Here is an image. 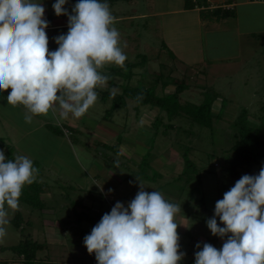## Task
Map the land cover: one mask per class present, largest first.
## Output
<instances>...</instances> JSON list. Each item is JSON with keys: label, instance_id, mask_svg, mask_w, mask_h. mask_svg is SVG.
I'll list each match as a JSON object with an SVG mask.
<instances>
[{"label": "rangeland", "instance_id": "374dc122", "mask_svg": "<svg viewBox=\"0 0 264 264\" xmlns=\"http://www.w3.org/2000/svg\"><path fill=\"white\" fill-rule=\"evenodd\" d=\"M185 1L120 0L109 5L112 13L152 14L155 9L165 12L176 9ZM55 2L41 0L45 17L51 13L53 19H67V16L55 15L52 8ZM76 2L68 0L65 7L69 12ZM249 8L236 24L232 19H228V24L219 25L209 21L199 30L192 22L191 12L118 20L115 27L127 44L125 65L136 62L131 70L140 73L129 80L126 79L129 67H106L104 71L113 79L107 88L97 89L98 100L81 117L75 133L70 134L64 129L67 137L58 136L41 124L47 118H50L49 123H55L58 114L49 112L35 116L28 124L24 121V107L6 105L7 108L4 104H7L8 93L0 95V137L12 145L13 135L1 116L24 134L13 144L16 147L14 153L30 157L39 169L37 180L42 184L44 202L42 208L35 209L20 201L19 211L25 221L23 229H17L12 222L16 211L10 213L8 235L0 244V264L4 261L20 263L21 257L16 256L12 247L26 237L46 243L37 252L41 264H47V261L50 264L97 263L95 254L89 255L83 243L94 226L84 214L103 215L110 212L112 203L124 199L127 201L123 204L127 207L139 191V182L146 191H160L165 199L181 205L175 222L180 251L186 253L185 259L191 254L190 238L199 236L202 240L208 239V243L216 242L219 237L211 234L206 221L214 216L216 201L240 179L228 171V159L232 156L228 149L234 139L233 121L243 108L248 111L250 123L258 125L264 120V5L255 4ZM67 30V27L46 30L49 42L55 44L54 38L66 34ZM163 43H168V47ZM173 78L185 79L186 88L179 97L184 103L200 102L210 88L218 93L212 108L217 113L223 104L224 109L221 116L214 118L211 128L196 123L190 126V119L185 116L169 119L165 111L152 105L139 108L147 112V117L136 116L132 100L125 98L118 106L113 101L114 96L122 94L124 84L128 82L129 85L154 86L158 95L168 94L175 87L171 82ZM162 80L168 84L163 86ZM112 88L117 89L115 95ZM155 115L161 116L163 123L173 122L176 127L167 129L169 134L164 135L161 131L165 125L161 124L156 134L150 125ZM38 124L40 126L35 128ZM103 141L115 145L117 151L105 147ZM186 146H190L188 156L197 168L189 182L185 177L176 178L184 167L181 153ZM147 152H151L150 166L140 164ZM116 161H119L118 167ZM262 166L264 164H255L249 170H241V174L257 175ZM91 169L98 171V177L107 174L115 178L116 185L111 188V193L98 192L100 187L98 189L94 184ZM198 175L201 181L196 177ZM98 182L106 188V182ZM87 198H94L99 208L94 210L92 204L86 205ZM217 222L220 224L218 218Z\"/></svg>", "mask_w": 264, "mask_h": 264}, {"label": "clouds", "instance_id": "9594fccd", "mask_svg": "<svg viewBox=\"0 0 264 264\" xmlns=\"http://www.w3.org/2000/svg\"><path fill=\"white\" fill-rule=\"evenodd\" d=\"M67 3L56 0L52 5L57 17L67 16L68 30L54 38L58 47L51 51L41 0H0V92L8 93V105L24 107L25 123L49 112H58L61 120L83 117L96 104L97 89L107 88L113 79L106 67L123 68L128 59L127 44L106 0H77L71 12ZM116 91L111 89L113 95ZM38 175L30 157L17 154L8 159L0 150V244L8 235L10 213L20 208L24 187ZM145 189L139 182V191L127 207L116 202L84 237V246L89 255L95 254L97 264L187 260L180 251L175 222L181 205L165 199L160 191ZM206 225L223 244L217 249L197 243L194 264H264V166L257 175H242L216 201L214 216Z\"/></svg>", "mask_w": 264, "mask_h": 264}, {"label": "trees", "instance_id": "16d2710c", "mask_svg": "<svg viewBox=\"0 0 264 264\" xmlns=\"http://www.w3.org/2000/svg\"><path fill=\"white\" fill-rule=\"evenodd\" d=\"M117 0H106L107 3L112 4ZM200 15L203 19H212L219 18V16L233 15V11L230 9H223L220 13L211 12L209 10L202 9L200 11ZM49 21V26H51V15H47L45 17ZM56 43L52 44L49 42V49L51 51L56 50ZM129 67V73L126 79H131L134 72L131 70L136 66V62H130L125 65ZM162 85L165 86L168 84L167 81H161ZM175 84L174 90L170 91L168 94L158 95L155 92V88L153 87H145L143 85H129L128 83L124 84V88L122 90V94L116 95L113 97L114 103L118 106L120 105V101L124 102L125 98H128L134 102V109H136V113L139 114L141 111L139 108L145 107L148 105L158 106L161 111H165L168 118H172L175 116H185L190 119V126L194 123L211 128L213 126V121L215 117L221 116L224 105L222 104L219 112H214L212 106L215 99L218 98V93L213 92V90L208 89L204 92L203 98L200 102H191L186 101L185 103L179 100L180 93L186 88V82L184 78H173L171 81ZM158 83V80L156 84ZM212 91V92H211ZM264 120L261 121L260 124L255 125L250 123L248 120V111L246 108L241 109V111L237 114L233 121L234 132H233V141L231 146L229 147V151H232V156L228 159V171L229 174L233 177L240 178L242 176L241 170H249L255 164L262 165L264 164ZM165 125V129H162L161 133L164 135H168L167 129L175 128V124L173 122L163 123L161 116L155 115L152 119L150 125L153 128L154 132L157 134L160 125ZM49 129H52L53 132L60 135L65 133L64 129H67V132L70 134H74L76 128L71 127L65 123L62 125H56L54 123L47 122L46 124ZM180 127L177 125V128ZM105 147H112L115 151H117V147L115 145H109L103 143ZM4 148V153L6 158L13 159L15 156V148L14 145L5 143L3 138L0 137V150ZM190 146H186V148L181 153L183 157L184 167L182 171L177 175L176 178H186V182H189L193 176V172H197V168L195 166V162L191 157L188 156V150ZM151 152H147L141 158L140 164L146 163L150 166L151 161ZM146 176V174H144ZM199 181L200 176H196ZM47 184V183H46ZM41 181L36 180L33 184L25 186L22 195L20 197V201L29 204L32 208L40 209L43 207L44 202L41 198V192L43 191L41 186ZM113 205H115L113 203ZM103 215H89L84 214V217L88 218L89 221L92 222L93 225L97 224ZM12 222L17 229H23L24 226V218L21 212L18 210L15 212L14 217L12 218ZM29 222V221H28ZM27 222V223H28ZM204 242H200L201 246ZM45 242H40L38 240H34L31 237H26L24 240L20 241V243L16 246L12 247L13 252H15L16 256L21 257V261L19 264H41L38 262L37 252L42 250L45 247ZM198 249H195L192 253V256L189 260H182L180 264H194V253ZM14 255V254H13ZM1 264H16L9 261H4ZM47 264H50L47 261Z\"/></svg>", "mask_w": 264, "mask_h": 264}, {"label": "crops", "instance_id": "0c3cea01", "mask_svg": "<svg viewBox=\"0 0 264 264\" xmlns=\"http://www.w3.org/2000/svg\"><path fill=\"white\" fill-rule=\"evenodd\" d=\"M118 1H120V0L114 1L111 5H114ZM125 1H131V0H125ZM187 1L183 2L182 3L183 5L181 7H178L176 9L168 10L167 12H173V13L174 12H178V11L179 12L180 11L181 12H191L193 14L192 22L197 24V26H198L197 29L202 27V26L208 25L206 23H208L209 21H210V23L212 25H219L220 23H225V22L228 24V22H227L228 19H232V21L235 20V24H236V23H238L239 18L242 16V14L247 12V10L250 9L249 8L250 6H253L255 4H263L264 5V0H227V1H225V0H221V1H217V0H199V1L198 0H187ZM224 8L232 10L233 11V15L219 16V18H216V19L212 18V19H209V20L208 19H203L201 17V15H200V11L202 9L209 10L212 13L213 12L220 13ZM252 8H254V7H252ZM153 12L154 13H152V14L149 13V12H142V13H139V14H132V13L131 14H128V13L127 14H124V13L119 14L118 12L115 11L113 13V15L116 17V19L118 21V20L131 19V18H135V17L144 18V17H150L151 15L157 16V15H160V14H163V13H167L164 10H158V9H155V11L153 10ZM49 15H51V13H49ZM67 24H68V18L67 19H63V20H56V19L51 18V26H49L46 30L62 29V28L67 27ZM203 24H205V25H203ZM252 34L256 35L257 32H256V34H255V32H252ZM167 44L168 43H166V44L163 43V45H166V47H168ZM138 73H140V72L139 71H134L133 75L138 74ZM0 95L5 96L6 94L3 92V93H0ZM0 104H1V102H0ZM4 105L5 106L7 105V106L10 107V105H8V104H4ZM54 113L58 114V112H53V114ZM140 113L139 114L135 113V115L136 116L142 115V116H146L147 117V112L146 111L142 112L141 114ZM1 117H2L1 119H3L2 122L4 121L3 123L5 124V127H7L8 130L11 131V134L13 135L12 136L13 137V139H12L13 143L12 144L15 145V143L18 140H20L21 138L24 137V134L15 125H13L12 122L9 123V121L4 120L3 116H1ZM49 120H50V118H47V119L43 120V122H41V124L43 123V125L46 126V122H49ZM55 120H56V122L54 124H56V125H62L63 123H65V124L75 128V127H77V124L79 125V121L81 120V118L74 119V118L70 117L67 120H60V118H58V120L57 119H55ZM39 126H40V124L35 126V128H37ZM60 135L66 136V133H63V134H60ZM103 143L106 144L105 141H103ZM15 149H16V147H15ZM91 174H92L93 178L95 179L94 184L97 186L98 189L100 187V191H98V192H102V193H105V194L109 193L108 190L111 189V188H114V185H116L115 184L116 180L111 175L109 177V176H107V174H105L102 177H98L99 176L98 175V171H95L94 169H91ZM99 180H101V182H103V183L104 182L107 183V186H106L105 189H103V187H105L104 185H101V184L99 185L98 184ZM85 200H86L85 204L86 205L87 204H92L91 206L92 207L94 206V210L99 208V203H97L94 198L93 199L92 198H87ZM123 201H127V200L124 199ZM123 201H122V203H123ZM109 202H111V199H109ZM113 202H114V200H113ZM198 237L197 238H193L192 237V238L189 239V247L191 248L190 249L191 250L190 251L191 254L189 255L188 258H186L187 260H189L191 258L192 253L194 252L195 249H197L196 248V244L197 243L204 242V241H206L205 243H208L207 242L208 239L204 238V240H202L201 237H199V238ZM222 244H223V242H221V238H218L216 240V242L214 244H212V245L214 247H216L217 249H220L222 247Z\"/></svg>", "mask_w": 264, "mask_h": 264}, {"label": "built area", "instance_id": "2783aa9c", "mask_svg": "<svg viewBox=\"0 0 264 264\" xmlns=\"http://www.w3.org/2000/svg\"><path fill=\"white\" fill-rule=\"evenodd\" d=\"M111 206L113 207L114 205L112 204ZM95 264H97V263H95Z\"/></svg>", "mask_w": 264, "mask_h": 264}]
</instances>
